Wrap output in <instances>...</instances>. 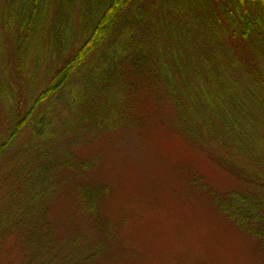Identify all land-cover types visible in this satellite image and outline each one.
I'll return each instance as SVG.
<instances>
[{
  "label": "rangeland",
  "instance_id": "rangeland-1",
  "mask_svg": "<svg viewBox=\"0 0 264 264\" xmlns=\"http://www.w3.org/2000/svg\"><path fill=\"white\" fill-rule=\"evenodd\" d=\"M19 1L0 0V145L53 74L88 38L89 26L81 18L82 8L92 2L93 13L99 0H52L34 46L20 57L16 46L19 12L15 10ZM186 3L170 0L175 9L187 8ZM85 11L89 13V9ZM179 15L165 22L170 34L158 47L160 57L168 69L171 63L175 79L184 80L192 102L194 96L203 101L192 112L212 114L226 105L224 97L231 96L236 101L231 103L233 113H242L244 107L258 113L256 130L251 120L238 129H226L236 134L242 131L250 151L239 153L230 142L212 140L207 134L189 135L184 130L193 132L195 127L180 124V110L166 86L143 83L136 92L130 87L136 78L127 70L126 99L116 104L117 113L124 117H118L120 122L114 130L101 134L97 129L74 131L78 127L75 112L84 106L80 101L71 107L70 91L62 90L33 118L35 122L47 117L53 139L34 141L31 127L26 128L0 158V217L5 218V230L0 233V264H264L257 240L244 235L219 213L208 196L209 191L264 196V85L255 87L250 80L249 96L252 101L257 99L256 106L243 97L246 74L262 71L264 79V49L258 54L248 43L228 42L222 33H214L215 28L198 27L194 21L174 39L178 22L173 24V19ZM59 17L69 22L62 25L64 39L67 31L71 40L68 46L57 43L60 38L56 42L55 22ZM197 41L202 43L201 49ZM117 46L119 49V43ZM105 48L89 57L69 87L86 84ZM94 97L89 103L94 104L98 98ZM188 104L183 102L184 106ZM69 154L90 167L79 177L63 174L60 181L55 169L41 176L47 181L55 177L50 184L58 187L53 195L48 193L52 197L45 206L51 243L38 252L26 240L29 222L26 226L17 222L15 214L18 206L27 209L22 192L25 196L34 194L26 178L35 177L52 158ZM79 184L108 188L98 204L101 217L108 221L107 235L95 229L89 215L77 210L74 193ZM22 212L18 209L17 213ZM96 249L99 253L93 257Z\"/></svg>",
  "mask_w": 264,
  "mask_h": 264
},
{
  "label": "trees",
  "instance_id": "trees-1",
  "mask_svg": "<svg viewBox=\"0 0 264 264\" xmlns=\"http://www.w3.org/2000/svg\"><path fill=\"white\" fill-rule=\"evenodd\" d=\"M51 1L21 0L15 4V10L19 12L16 38L19 57L24 53L25 55L29 53L34 46V40L46 22L44 19L45 9ZM187 2V8L183 9L173 8L170 0H99L93 13L90 10L92 2L83 7L81 18L88 23V38L63 68L53 74L46 88L36 97L25 115L15 122L7 139L0 145V158L26 128L31 127L34 141L46 142L53 139L52 123L48 122L47 117L41 116L35 122H33V118L42 105L65 89L71 93L69 99L71 107L74 108L80 101V104L84 106L79 113L75 112L77 114L75 122H78V127L74 131L97 129V132L101 134L104 131L116 129L120 122L118 117L122 116L117 113L116 104L119 100L125 101V90L128 89L126 70L136 78L137 85L135 82L130 84V87L136 92L139 91V87L143 83L153 87L159 84L166 86L171 100L177 103L180 110V124H190L195 127L193 132L184 130L186 133L195 137L207 134L212 140L230 142L232 148L239 153H248L250 146L243 142L242 131L236 134L226 131V129H238L239 126H244V123L249 125L251 120L253 123L255 122L253 128L256 130L258 113L250 112L246 107L242 113H233L230 107H232L231 103L236 101H233L231 96L229 98L223 96L226 105L217 108L216 112L212 114L192 112L191 110L203 101L194 96V102H192L187 94L184 80L181 77L177 79L173 77L171 63L168 69L165 60L160 57L158 47L164 36L170 34V29L165 22L172 15L180 14L173 19V24L178 22L173 31L174 39L182 36L187 23L194 21L198 27L215 28L214 33H222L228 42L231 40L248 43L252 50L260 54L264 49V0H187ZM61 7L64 8V1ZM87 9H89V13L85 11ZM66 22L68 21L62 17H59L55 22L58 32L56 42L60 38L61 41L57 43L64 42L68 46L71 41L68 39V32L66 31V39H64L65 31H62V25L64 26ZM70 32L72 34L71 28ZM118 43L119 49H116ZM196 44L199 49L202 48L200 41H197ZM101 48L105 49L100 64L88 76L86 84L82 87H69L71 80L84 68L89 57ZM261 73L262 71L255 72V74L248 73L245 78L247 83H245L246 89L243 92V97L249 99L253 106L258 103L257 99L252 101L249 96L250 80L254 81L252 85L255 87L264 85ZM142 77L143 79L140 80ZM90 92H93L91 98L95 96L94 100L98 97L94 104L89 103L91 98L85 100V96ZM1 95L2 91L0 90V97ZM135 95L137 97V93ZM183 102H189V104L184 106ZM86 103L89 104L85 106ZM222 105V103L219 104V106ZM240 107H243V104ZM223 109H226V112H223ZM89 167L84 161H78L72 154H69L65 157L52 158L49 164L36 171L35 177L26 178L34 194L25 196L22 192V197L27 199L25 203L27 209L24 210L18 206L17 212L18 209L25 212L21 214L16 212L15 214L17 222L22 221L25 226L26 221L29 222L30 230L26 240L29 244L34 245L38 252H43L48 247V243H51L52 230L47 220L48 213H46L45 206L52 197H49L48 193L53 195L58 186H53L50 183L56 180L55 177H58L57 181H60L59 177H63V174L66 173H73L79 177ZM51 169H55V177L50 181L41 177ZM192 183L197 185V181ZM107 193L108 188L101 184H79L74 193L77 210L89 215L95 229L103 235H107L108 221L101 217L98 204ZM208 196L219 213L231 221L244 235L257 240L256 245L259 253L263 254L264 196L241 194L236 191L227 193L209 191ZM24 199L19 198L22 202ZM14 217L15 215L12 219ZM0 219L1 233L5 230L2 224L5 223V218L3 216ZM98 253L99 249H96L92 256L95 257ZM92 258L89 260L86 258L85 261H90ZM78 264L84 263L80 261Z\"/></svg>",
  "mask_w": 264,
  "mask_h": 264
}]
</instances>
